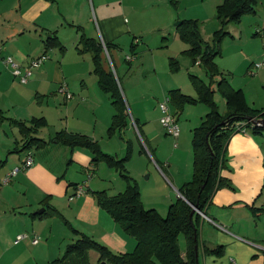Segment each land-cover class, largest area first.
<instances>
[{
	"label": "crops",
	"instance_id": "obj_1",
	"mask_svg": "<svg viewBox=\"0 0 264 264\" xmlns=\"http://www.w3.org/2000/svg\"><path fill=\"white\" fill-rule=\"evenodd\" d=\"M170 1L0 0V112L27 122L43 116L52 128L48 130L47 125L39 130V137L48 141L41 148H21L11 152L9 146L0 143V167L3 165L0 170V264H105L99 261V253L95 249L82 256L64 258L67 246L80 237L79 233L106 244L115 253L130 251L134 245V239L123 235L120 224L100 207L93 194L94 191H107V188L94 176L96 169L93 168L91 151L53 141L57 131L87 134L99 142L103 151L116 156L126 153L128 142L132 146V157L135 149L141 148L138 160L127 165L128 173L139 180L138 171L150 170L148 159L152 160L157 169L156 177L160 179L161 176L163 184L161 199L169 205L179 197V188L192 178L193 161L188 162L190 154L193 156L192 144L187 140H192V131L200 124L197 121L202 120V115L197 119L184 113L188 119L181 124L178 118L180 135L176 146L174 141L173 154L180 150V157L184 155L185 161L177 174L168 161L159 163L148 148L146 151L143 147H147L146 143L152 147L155 130L158 134L162 128L165 131L160 122L159 104L168 96V91L174 88L185 91L175 80L163 79L160 73L161 67L165 69V62L167 64L173 54L166 53L164 62L157 58L156 49L149 44L142 45V57L137 52L141 37L146 36L141 23L151 24L152 29L158 28L164 33L163 20H173V10L167 11ZM221 1L216 0V5ZM93 12L97 18L95 27L92 26ZM180 19L183 18L177 16L172 24L173 44L187 49L188 45L176 32V23ZM96 30L104 41L119 49V40L125 35H133L130 50L134 57L130 61L124 58L130 69L133 62L137 68L124 77L121 85L133 108V120L138 121L141 132L128 117V124L123 129L108 134L115 113L112 100L100 87L93 72L91 53L79 50L83 46L80 44L81 33L95 38ZM55 35L62 46L47 48L46 39ZM43 53L48 54V60L33 69L27 83H21L3 61L5 56L11 55L20 64L28 65L32 58ZM67 54H72L69 60H66ZM86 54L90 55L92 63ZM116 57L118 63L114 68L118 72L124 68V59ZM253 63L252 60L250 64ZM130 73L131 76L152 74L157 76V83L147 88L128 77ZM75 76L78 77L76 83L73 80ZM63 84L67 85L70 97L61 91ZM22 93L30 96L26 104L20 97ZM148 99L153 102L151 112L142 107ZM253 102L256 105V101ZM183 112H187V106ZM5 123L16 127L20 133L14 124L6 120L2 125ZM29 151L34 153V164L17 172L7 184L2 183L8 173L22 164ZM226 157L228 164L222 174L231 180L234 188L216 190L206 208L207 217L223 228L204 218L201 241L212 247L225 245L226 257L221 264H264V212L256 215L249 208V205L264 208V135H254L250 129L235 132L228 141ZM78 169L88 177H81ZM112 177L119 182V192L123 191L126 186L123 179L120 177L122 181H118L116 174ZM79 186L83 189L81 193H77ZM21 233L31 237L37 235L39 242L33 244L30 238L16 241ZM62 257L61 262H56Z\"/></svg>",
	"mask_w": 264,
	"mask_h": 264
},
{
	"label": "trees",
	"instance_id": "obj_2",
	"mask_svg": "<svg viewBox=\"0 0 264 264\" xmlns=\"http://www.w3.org/2000/svg\"><path fill=\"white\" fill-rule=\"evenodd\" d=\"M258 3L259 0H222L216 6V18L221 27L215 32L213 44H208L204 40L198 20L180 19L176 23L177 34L182 41L188 44L184 52L192 62L203 65L211 77L221 74L217 86L226 101L227 112L223 114L219 111L214 100L215 88L196 75L192 74L191 79L197 97L186 94L180 88L168 91L171 112L177 122L187 104L204 102L210 107V112L192 131L193 174L192 178L179 188L184 198L178 197L172 202L166 216L161 215L156 208L144 206L138 182L128 173L125 161L132 154L131 143L128 142L125 156L119 159L103 151L99 142L87 134L66 130L55 133L53 141L71 148H88L92 153L94 165L100 161H106L109 166L118 171L126 183L123 191L109 194L106 190H99L94 191L93 194L100 207L106 210L124 231L136 240L133 251L115 253L108 246L90 236L79 233L80 237L67 246L64 258L70 255L82 256L86 251L95 249L99 253V261L101 263L104 261L105 264H200L199 248L205 254L224 255L225 245L218 244L212 247L201 241L203 217L197 211L192 215V211L193 207L197 206V209L206 214V208L216 190L222 187L234 188L231 180L222 174L228 164L226 148L231 135L243 127H248L254 135H264V107L259 109L250 107L243 90L236 88L230 78L219 73L215 63V58L221 54L220 44L228 32L227 26L232 22L240 21L246 14L255 13ZM78 29L82 31L80 26ZM105 43L109 50L112 43ZM46 44L47 48L55 45L62 46L56 35L46 39ZM80 44L83 46L82 48L78 46L79 50L91 53L94 64L93 72L98 77L100 87L109 94L112 100L115 113L108 129V134L112 135L128 124L129 117L119 78L112 69L106 66L104 47L100 39L81 33ZM170 67L172 71L179 69V62L171 58ZM6 120L19 128L23 150H31L32 147L41 148L48 143L47 140L38 136L39 130L48 125L45 117H34L27 122L9 118L0 112V126ZM134 121L141 132L138 121L136 119ZM146 146L143 145L145 150L148 148L152 153L147 143ZM249 208L256 215L264 212L262 207L249 205ZM75 232L78 231L75 230ZM181 235L186 241L185 254L180 245ZM62 260L63 257L56 262Z\"/></svg>",
	"mask_w": 264,
	"mask_h": 264
},
{
	"label": "rangeland",
	"instance_id": "obj_3",
	"mask_svg": "<svg viewBox=\"0 0 264 264\" xmlns=\"http://www.w3.org/2000/svg\"><path fill=\"white\" fill-rule=\"evenodd\" d=\"M216 4H217L216 0H171L168 3L167 11L168 9L173 10V20L172 21L166 19L163 20L162 22L163 28H166V30H164V33H162L158 28L152 29L151 24L146 25L145 24L146 22L141 23V27L145 29L144 31H146L145 34L146 36L141 37V41L139 43V50H137V52H139L138 54L140 55L139 57H142L140 51L142 45L149 44V47L151 46L156 49L155 54L158 55L157 58L163 59L164 62H165L164 55L166 53L173 54L172 58L176 59L179 62V69L172 71L170 67L171 57L168 58L167 64L165 62V69L161 67L160 73L162 78L171 81L175 80L180 86L183 87V90L185 89V91L183 92L197 97V92L193 86L191 75L193 74L198 76L199 78L204 80L206 84L212 85L215 88L216 91L214 93V100L218 106L219 111L225 114L227 112V104L222 93L219 91V88L217 86V81L221 77V74H217L211 77L210 74L207 73V70L203 65L194 64L191 58L188 55H186L184 52L187 49L178 46V44L176 43L173 44L174 38L172 35V24L177 16L183 19H196L199 22L201 34L204 40L208 44H213L215 32H217L221 27L220 22L216 18V6H217ZM176 6H178L177 9L175 8ZM92 21H93L92 26L95 27L97 23V18L94 12H93ZM263 27H264V0H259L255 13L246 14L241 18L240 21L232 22L227 26L228 32L222 38L220 44L221 54L215 58V63L217 64L219 73H222L224 76L231 78L232 81L231 83L236 88H241L243 90L249 106L258 109L264 107V50H263L262 36L258 32V30H260ZM94 36L95 38L100 40L101 38H103L101 34L98 33L97 30ZM127 37H130V39H127ZM165 37L166 39H164ZM132 41H133V35L130 36L125 35L122 37V39L119 40V43L121 44L120 46L121 49L114 47H110L109 50L107 49V51L104 49V61L106 65H108L115 72L116 70L114 67H116L115 65L117 62L116 56L123 57L124 59L123 70L118 69V72H116V76L119 78L120 84L122 83L124 77L129 74V72L134 71L137 68L136 62L132 63L131 69L128 67L129 66L128 63L125 62V58L128 55L134 57V55L131 54V50H130V44ZM70 55L72 54H67L66 60H69ZM147 56L148 55H146L145 58ZM85 57L88 59L90 63H92L89 54H86ZM252 60L254 63L260 62L263 65L260 68H257L254 65V63L250 64ZM132 73H130L128 77L133 78V81L139 82L140 84H142L147 88L152 87L157 83V79H158L157 76H154L152 74L141 75L140 73H138L135 76H131ZM77 76L73 78L75 83L78 82ZM20 97L25 104L30 101V96L27 93H22ZM61 100L64 101L63 98ZM253 101H256V105ZM126 102L128 106L129 119L132 122L134 118L133 108L132 106H130L127 100ZM186 106H187V112H182L179 116L180 124L184 123L188 119L187 115H184V113L192 114L193 116H195V118L198 119L200 115L204 117L207 113L210 112V107L204 102L191 103V104H187ZM142 107L146 108L151 112L152 110L151 108L153 107V102L151 101V99H148L143 102ZM134 110H135V106H134ZM197 122L201 123L202 120ZM46 128L50 130L51 126L48 125ZM155 131H156L155 142L150 148L154 158L155 159L157 158L159 163L168 161L170 165L173 166V172L177 174V172L181 170V166L184 165V161H185V158H183L184 155L180 157L181 154L180 150H177L176 154H173L175 151L174 141L176 142V140L169 135L166 136L163 128L161 133L159 134L157 130ZM165 137H168V139L166 140ZM187 142L190 143L191 140L188 139ZM0 143L2 144V146L3 145L9 146L8 148H11L10 149L11 152H17L16 149L20 150L23 145L22 137L21 134L18 132V129L16 127L10 126L8 123H5L0 127ZM137 143L140 146L138 140ZM179 146L182 147L181 144ZM140 150L135 149V155L132 157L131 154L129 158L125 161L126 166L131 165L129 163H135L138 160ZM153 150H155V153ZM34 151L36 152L38 150L34 149ZM10 154L13 155L15 153H10ZM125 154L126 153H122L120 156H116L115 154L111 153V155H114L119 159L125 156ZM148 161L151 165L150 170L145 171L144 173L138 171L139 180L136 179L140 188L141 199L146 208H152L150 206H154L156 203V206L154 207L158 210V212L161 215L166 216L168 213L169 204L161 199V192L163 190L161 176L160 179L156 177V170H157L155 168L156 165L152 160L148 159ZM191 161H193V156H191L190 154V156L188 157V162ZM98 164H99L98 167H96L97 165L93 164V168L96 169L94 170L95 171L94 176L97 178V180L100 181V183L104 184V187L107 188L109 194L118 193L119 182L115 181L114 178L112 177V175L116 174L118 181H122L118 171H116L111 166H109L106 161H100ZM2 168L3 165L0 167V170ZM78 171L80 173V176L85 178L86 173H84L80 169H78ZM91 174L93 175V172H91ZM168 176L170 178L169 174ZM86 177L88 176L86 175ZM155 195H158L159 197L158 196L155 197ZM120 228L123 235H125L126 237L127 236L132 237L134 239L133 241L135 242L134 245H132L131 247L132 249L126 252L133 251L136 243L135 238L132 235L126 233L121 225ZM212 237L215 238V235L213 234ZM203 240L213 243V241L207 239H203ZM180 245L182 251L185 252L186 241L183 235L180 236ZM118 253H122V252H118ZM204 254L205 253L202 252L201 248H199L198 257L200 264L203 263L221 264V261L226 257L225 253L223 256H216L214 254H205V255Z\"/></svg>",
	"mask_w": 264,
	"mask_h": 264
},
{
	"label": "built area",
	"instance_id": "obj_4",
	"mask_svg": "<svg viewBox=\"0 0 264 264\" xmlns=\"http://www.w3.org/2000/svg\"><path fill=\"white\" fill-rule=\"evenodd\" d=\"M258 32L261 34L262 37H264V27L261 28L260 30H258ZM101 42L103 44L104 49L107 51V47H106V44H105V41L103 38H101ZM263 50H264V42H263ZM48 58H49L48 54L43 53L37 57L32 58L28 65H22L19 62H17L13 56L8 55V56H5L3 58V61L5 64H7L8 66L11 67L12 73L14 74L15 77H17L19 79V81L21 83H27L29 81L31 75H32L33 69L36 67H39L46 60H48ZM132 58H133V56L128 55L126 59L130 61ZM262 65L263 64L260 62L255 63V66L257 68H260ZM61 91L63 93H65L68 97H70L71 94L68 91V87L66 84L62 85ZM159 107L161 110L160 122H161L162 126L164 127L167 135L173 137L176 140V142H175V146H176L177 145V139L180 135V127H179L178 122L176 121V118L174 117V115L171 112L170 98L168 96H166L165 99L160 102ZM132 123L135 127H137L134 120H132ZM247 129H248V127H243V128H240L239 131L240 132H246ZM34 161L35 160H34L33 152L29 151L28 154L26 155L25 159L22 161V164L20 166L16 167L14 170H12V172L8 173V175L4 179H2V183L7 184L8 182H10L12 177L15 176L17 174V172H19L20 170H24V169L31 167L34 164ZM82 191H83L82 186H79V188L77 189V193H81ZM197 212L202 215L203 219L206 218V219L212 221L213 223H215L220 228H223V226L221 224H218L213 219L207 217V215L203 211L197 209ZM25 238H30L32 240L33 244H37L39 242V237L37 235L31 237V235H29L27 233H21V234L17 235L16 241H20V240L25 239Z\"/></svg>",
	"mask_w": 264,
	"mask_h": 264
},
{
	"label": "water",
	"instance_id": "obj_5",
	"mask_svg": "<svg viewBox=\"0 0 264 264\" xmlns=\"http://www.w3.org/2000/svg\"><path fill=\"white\" fill-rule=\"evenodd\" d=\"M263 122H264V119H263ZM179 192V191H178ZM179 197H183V195L179 192ZM184 198V197H183ZM43 210V209H42ZM197 211V206H194L193 207V211H192V215L194 214V212ZM39 213L41 211H38ZM196 252H197V255H198V247L196 246Z\"/></svg>",
	"mask_w": 264,
	"mask_h": 264
}]
</instances>
